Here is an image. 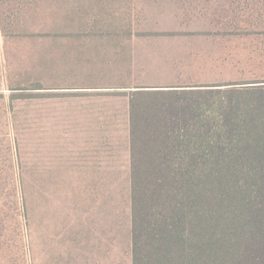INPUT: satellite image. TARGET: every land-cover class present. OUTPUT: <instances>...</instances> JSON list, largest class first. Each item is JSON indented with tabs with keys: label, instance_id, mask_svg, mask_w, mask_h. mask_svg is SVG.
<instances>
[{
	"label": "rangeland",
	"instance_id": "1",
	"mask_svg": "<svg viewBox=\"0 0 264 264\" xmlns=\"http://www.w3.org/2000/svg\"><path fill=\"white\" fill-rule=\"evenodd\" d=\"M97 1L0 0V264H132L131 213L169 216L148 149L164 112L264 105V0Z\"/></svg>",
	"mask_w": 264,
	"mask_h": 264
},
{
	"label": "trees",
	"instance_id": "2",
	"mask_svg": "<svg viewBox=\"0 0 264 264\" xmlns=\"http://www.w3.org/2000/svg\"><path fill=\"white\" fill-rule=\"evenodd\" d=\"M179 91L167 92L174 96ZM186 93L200 98L214 92ZM212 105L214 122L204 125L186 120L180 126L166 110L170 122L158 126L162 141L148 143L154 152L150 173H158L151 198L169 204V216L133 219L131 196L132 264H264V122L256 121L264 115V105L249 109L252 119L246 108L229 99ZM136 164L131 177L140 167ZM166 219H171L170 230Z\"/></svg>",
	"mask_w": 264,
	"mask_h": 264
},
{
	"label": "crops",
	"instance_id": "3",
	"mask_svg": "<svg viewBox=\"0 0 264 264\" xmlns=\"http://www.w3.org/2000/svg\"><path fill=\"white\" fill-rule=\"evenodd\" d=\"M118 1H120V0H118ZM122 1V0H121ZM193 1V2H192ZM192 1H186L185 2V4H187V7H189V8H191V7H193L194 8V2L195 3H201V4H210V5H213V4H215V2L213 1V0H208V1H204V0H192ZM84 3H89V4H93L94 6H97V7H102L103 5H102V3H100V2H98L97 0H84ZM92 4L91 5H89V6H92ZM107 4V3H106ZM121 4H122V2H120V6H121ZM88 6V7H89ZM104 7H105V5H104ZM92 9H93V6H92ZM205 10V9H204ZM120 13H123V14H125L124 13V11H121V9H119L118 10ZM206 11V10H205ZM207 12V11H206ZM77 16L78 17H82L81 18V20L83 19V17H84V15L82 14V13H78L77 14ZM133 22H134V20H130V23H124L123 24V26H121V25H119L118 26V28L120 29V30H124V31H128V33H133L132 34V38H136V36H137V28L136 27H134V28H132V24H133ZM83 25H85L86 27H88V28H90V29H92L93 28V24H91V23H86V21H83Z\"/></svg>",
	"mask_w": 264,
	"mask_h": 264
}]
</instances>
